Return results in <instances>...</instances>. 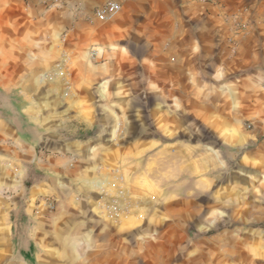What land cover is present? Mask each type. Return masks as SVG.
I'll list each match as a JSON object with an SVG mask.
<instances>
[{
  "label": "crops",
  "instance_id": "0c3cea01",
  "mask_svg": "<svg viewBox=\"0 0 264 264\" xmlns=\"http://www.w3.org/2000/svg\"><path fill=\"white\" fill-rule=\"evenodd\" d=\"M108 1L121 11L92 35L91 12ZM77 2L83 14L65 50L95 40L93 50H106L111 70L141 71V93L152 98L148 116L158 131L179 133L170 120L189 119L191 134L200 125L229 144L264 143V18H225L205 0ZM74 4L62 10L65 23ZM6 14L19 25L0 49V264H133L127 249H113L117 237L87 216L86 199L77 200L73 190L96 166L81 169L87 157L54 135L52 112L44 116L34 106L40 77L52 66L54 22L16 3ZM133 32L141 39L140 59L130 42L113 43ZM129 77L138 85L139 78ZM179 142V151L199 149L196 138ZM142 147L165 149L153 139Z\"/></svg>",
  "mask_w": 264,
  "mask_h": 264
},
{
  "label": "rangeland",
  "instance_id": "374dc122",
  "mask_svg": "<svg viewBox=\"0 0 264 264\" xmlns=\"http://www.w3.org/2000/svg\"><path fill=\"white\" fill-rule=\"evenodd\" d=\"M77 1L73 18L65 23L62 10L69 0H0V49L19 25L6 14L15 3L26 11L34 9L37 20L54 22L52 66L40 77L34 106L44 116L52 112L48 123L54 135L87 157L81 169L96 166L121 177L120 196L91 192L80 183L73 186L77 200L86 199L87 216L117 237L113 249H127L133 264H264L263 139L245 146L229 144L200 125L191 134L189 119L170 120L179 133L158 131L157 120L148 116L152 98L141 93V71L111 70L106 50H93L95 40L75 52L65 50L68 37L65 42L62 37L83 14ZM205 1L221 9L225 18H264V0ZM90 19L95 24L92 35L109 21ZM133 36L113 43L130 42L140 59L141 39ZM106 43L107 38L98 46ZM62 63L63 75L57 77L56 66ZM129 76L139 78L138 85ZM244 129L252 127L245 124ZM195 138L199 149L179 151L180 140ZM148 139L160 141L165 149H144L142 142ZM112 198L119 209L114 216L104 207Z\"/></svg>",
  "mask_w": 264,
  "mask_h": 264
},
{
  "label": "built area",
  "instance_id": "2783aa9c",
  "mask_svg": "<svg viewBox=\"0 0 264 264\" xmlns=\"http://www.w3.org/2000/svg\"><path fill=\"white\" fill-rule=\"evenodd\" d=\"M129 1V0H125ZM121 4L114 1H108L98 7L94 12V18L99 22H106L112 19L121 11ZM67 34L62 37V42H65ZM91 56L96 55V51H91ZM57 73L56 76L60 77L63 75V63L56 66ZM121 177L117 174H114L113 171L109 173H103L102 170L98 169L95 174L85 181L82 182V185L86 187L91 192H96L108 196L109 193L115 194L116 196L121 195V190L119 189ZM92 182V183H91ZM113 191V192H111ZM111 194V195H112ZM115 196V197H116ZM110 204L105 205V211L108 215H118L117 199L112 198Z\"/></svg>",
  "mask_w": 264,
  "mask_h": 264
},
{
  "label": "bare ground",
  "instance_id": "6f19581e",
  "mask_svg": "<svg viewBox=\"0 0 264 264\" xmlns=\"http://www.w3.org/2000/svg\"><path fill=\"white\" fill-rule=\"evenodd\" d=\"M147 253V252H146Z\"/></svg>",
  "mask_w": 264,
  "mask_h": 264
}]
</instances>
